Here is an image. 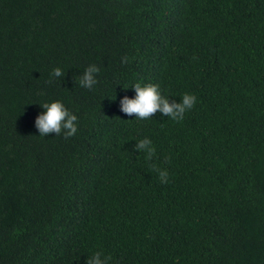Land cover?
<instances>
[{"label":"trees","instance_id":"obj_1","mask_svg":"<svg viewBox=\"0 0 264 264\" xmlns=\"http://www.w3.org/2000/svg\"><path fill=\"white\" fill-rule=\"evenodd\" d=\"M136 81L197 102L179 121L138 120L119 109ZM53 100L78 117L71 137L34 126ZM94 251L264 264V0H0V264Z\"/></svg>","mask_w":264,"mask_h":264},{"label":"clouds","instance_id":"obj_2","mask_svg":"<svg viewBox=\"0 0 264 264\" xmlns=\"http://www.w3.org/2000/svg\"><path fill=\"white\" fill-rule=\"evenodd\" d=\"M127 56L122 57L121 63L128 62ZM100 68L95 64L88 65L82 76L78 78V83L84 88L91 89L97 83V76ZM52 76L62 77L63 69L55 67L52 69ZM134 90V95L129 97L124 95L120 98L119 109L128 116L135 114L138 120H146L152 117V114L159 111L163 116L169 117L172 120H182L187 110L191 109L197 102L195 94L184 93L179 102L176 99L166 97L156 83H142L136 81L131 84ZM43 111L39 112L34 118V126L38 130L39 136H46L49 133L55 135L63 134L65 137H71L77 131L78 117L60 100H53L39 104ZM135 149L145 153V160H151L155 155V147L148 137L138 140ZM153 167H155L153 165ZM160 182H168V172L166 169H157ZM109 257L102 251H94L86 258L85 264H108Z\"/></svg>","mask_w":264,"mask_h":264}]
</instances>
